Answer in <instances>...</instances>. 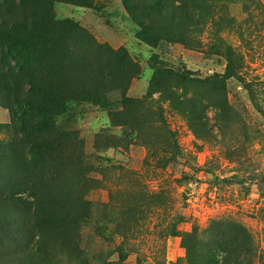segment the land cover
Masks as SVG:
<instances>
[{"label": "rangeland", "instance_id": "374dc122", "mask_svg": "<svg viewBox=\"0 0 264 264\" xmlns=\"http://www.w3.org/2000/svg\"><path fill=\"white\" fill-rule=\"evenodd\" d=\"M133 1L52 5L80 30L37 87L75 97L33 157L0 105V264H264V0Z\"/></svg>", "mask_w": 264, "mask_h": 264}, {"label": "trees", "instance_id": "16d2710c", "mask_svg": "<svg viewBox=\"0 0 264 264\" xmlns=\"http://www.w3.org/2000/svg\"><path fill=\"white\" fill-rule=\"evenodd\" d=\"M85 1L0 0V105L9 110L12 127L17 128L31 157L34 156L33 152L36 146L33 141L28 146L29 140L33 138V133L30 132L31 126L38 127L45 123L48 124L51 115L54 114L53 109L63 110V106L69 100H74L75 97V95L69 97L63 93H51L53 90L50 88L47 93L37 87L36 78H43V75L39 74H43V70L47 68L50 62L52 64L72 34L73 36L76 35L78 33L76 30L79 29L71 22H57L52 5L54 2L86 5ZM124 2L127 6H132L134 3L133 0H124ZM151 11L164 20L166 14L165 0H153ZM150 32H155V29L145 25L144 30L139 32L137 37L144 43L155 46L156 40L150 36ZM153 36L157 37L158 35L154 34ZM234 76V68L230 61L227 73L223 78L226 80ZM25 80L27 85L24 83ZM24 85L30 88L29 92L26 91ZM33 90H35L34 94ZM94 98L92 95L89 97L92 102H95ZM9 149L10 146L0 139V163L3 165H8L11 160ZM10 182L15 184L11 187L10 192L14 194L17 188L19 192L23 191L29 195L30 191L27 190L32 185L29 180L22 179L20 182L13 179ZM29 196L36 202L34 205L36 217L48 216L49 198L44 195H37L35 192L33 195L30 193ZM8 198L3 203H6ZM212 253L216 258L222 253L226 259L229 251L226 249L223 239L218 242ZM217 264L219 263L217 262Z\"/></svg>", "mask_w": 264, "mask_h": 264}]
</instances>
